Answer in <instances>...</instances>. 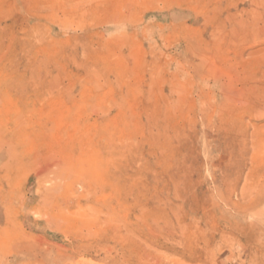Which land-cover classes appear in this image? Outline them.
I'll use <instances>...</instances> for the list:
<instances>
[{
	"label": "rangeland",
	"instance_id": "1",
	"mask_svg": "<svg viewBox=\"0 0 264 264\" xmlns=\"http://www.w3.org/2000/svg\"><path fill=\"white\" fill-rule=\"evenodd\" d=\"M0 264H264V0H0Z\"/></svg>",
	"mask_w": 264,
	"mask_h": 264
}]
</instances>
